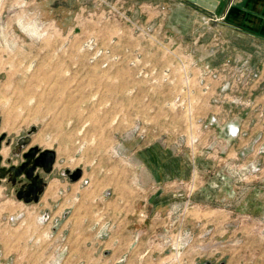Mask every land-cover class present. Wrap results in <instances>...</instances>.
I'll return each instance as SVG.
<instances>
[{
  "label": "rangeland",
  "instance_id": "1",
  "mask_svg": "<svg viewBox=\"0 0 264 264\" xmlns=\"http://www.w3.org/2000/svg\"><path fill=\"white\" fill-rule=\"evenodd\" d=\"M227 12L175 0H0L4 162L36 127L25 150L54 149L64 185L98 192L86 195L92 228L87 247L74 243L78 264H264V47L216 29ZM76 167L83 176L69 184L63 171ZM2 183L0 264H40V248L63 264L75 223L59 229L53 211L45 220L40 201L15 189L5 211Z\"/></svg>",
  "mask_w": 264,
  "mask_h": 264
},
{
  "label": "crops",
  "instance_id": "2",
  "mask_svg": "<svg viewBox=\"0 0 264 264\" xmlns=\"http://www.w3.org/2000/svg\"><path fill=\"white\" fill-rule=\"evenodd\" d=\"M180 3L190 4L192 3L196 7L204 10L206 13H218L225 14L227 11L226 22L219 23V26H214L217 28L221 27L222 31L226 33L234 43L244 46L247 49H254L251 46L261 45L264 47V0H240L236 4L230 7L231 0H175ZM213 27V28H214ZM215 29V28H214ZM228 31V32H227ZM237 124V123H236ZM12 149V148H11ZM1 154H3L1 152ZM4 156V154H3ZM13 163H18L19 160L14 161L11 157ZM56 164V162H55ZM54 164V168L51 173L47 174L46 181L47 185L41 194L40 197V206L44 208L45 220H49L48 211H53L52 214L55 215V222L59 223V229L64 228L66 223L74 222V228H71L69 231H74L75 228L78 227V234H68V242H70V252L66 255L63 264H78V262L73 257V251L75 250L74 243H79L78 247H81V243L89 242L90 236H86L84 233V229L86 232L89 231V228H92V224L87 222L88 219H92V215L89 212L92 210V205L94 203L91 200H86V195H88V199H93L94 195L98 194L96 190H93L92 187L90 189H82L79 190V186H69L64 185L57 177L56 167ZM75 183V182H74ZM70 181L69 184H74ZM2 185V184H1ZM0 185V186H1ZM5 185V184H4ZM7 187V185H5ZM14 185H9L6 191L5 197V211L8 210L11 213L10 204L8 203L11 200L10 195H12ZM65 190L66 195L70 199L73 197L72 202H57L59 200L58 197H61L60 192ZM85 201H77L78 193H83ZM65 194V193H64ZM38 201V202H39ZM2 203V201H0ZM38 202H31L27 204H34ZM8 203V204H7ZM20 209V207H18ZM66 209H71L70 213L65 212ZM83 210V212H81ZM61 211V212H60ZM64 213V217L61 219V214ZM65 231V230H64ZM83 231V232H82ZM67 232V230L65 231ZM41 240L45 238L43 234H40ZM44 241V240H43ZM84 247L85 244H82ZM46 249L40 248V264H50L49 258L51 255H46ZM86 260V259H84ZM87 263V260H86Z\"/></svg>",
  "mask_w": 264,
  "mask_h": 264
},
{
  "label": "water",
  "instance_id": "3",
  "mask_svg": "<svg viewBox=\"0 0 264 264\" xmlns=\"http://www.w3.org/2000/svg\"><path fill=\"white\" fill-rule=\"evenodd\" d=\"M35 130L36 127H32L26 135L17 140L11 149V156L22 157V160L18 164L13 163L8 167L1 165L3 160L1 151L4 144L10 145L11 139L7 137L5 132L0 133V185L2 180L6 178H9L13 185L18 184L19 188L18 191H15V196L26 203L38 202L40 200L41 194L47 185L46 175L52 172L57 159V153L54 149H42L34 145L25 150V147L30 144L31 134ZM236 130L237 126L233 125L232 133L235 134ZM10 161L11 158L8 159V162ZM63 174L70 181L75 182L82 178L83 168H66Z\"/></svg>",
  "mask_w": 264,
  "mask_h": 264
},
{
  "label": "flooded vegetation",
  "instance_id": "4",
  "mask_svg": "<svg viewBox=\"0 0 264 264\" xmlns=\"http://www.w3.org/2000/svg\"><path fill=\"white\" fill-rule=\"evenodd\" d=\"M232 127L233 126H230L229 128L227 127V132H230L232 135H233V133H232ZM236 132H237V130H236ZM3 149V148H2ZM3 156V155H2ZM10 158V157H9ZM8 158V159H9ZM8 159L6 160L7 162L5 163L4 162V157H3V160H2V162H1V165L2 166H6V167H8L9 165H11V164H13V161H12V158H11V161L10 162H8ZM19 163V162H18ZM18 163H14V164H18ZM3 181H5V185H7V187L9 186V185H11L12 184V182L9 180V178H6V179H3ZM1 184H3V183H1ZM13 185V184H12ZM14 188H13V190L15 189V190H17L18 191V184H14V186H13Z\"/></svg>",
  "mask_w": 264,
  "mask_h": 264
},
{
  "label": "built area",
  "instance_id": "5",
  "mask_svg": "<svg viewBox=\"0 0 264 264\" xmlns=\"http://www.w3.org/2000/svg\"><path fill=\"white\" fill-rule=\"evenodd\" d=\"M214 77H216L217 75H213ZM251 76L249 77V80H250ZM200 82H204V79L201 78L200 79ZM205 87H208V85H205ZM195 141H198V138L195 139ZM256 168L260 169V167L256 166Z\"/></svg>",
  "mask_w": 264,
  "mask_h": 264
},
{
  "label": "bare ground",
  "instance_id": "6",
  "mask_svg": "<svg viewBox=\"0 0 264 264\" xmlns=\"http://www.w3.org/2000/svg\"><path fill=\"white\" fill-rule=\"evenodd\" d=\"M6 151H7V150H6V149H4V152H5L4 154H6ZM1 152H2V151H1Z\"/></svg>",
  "mask_w": 264,
  "mask_h": 264
},
{
  "label": "clouds",
  "instance_id": "7",
  "mask_svg": "<svg viewBox=\"0 0 264 264\" xmlns=\"http://www.w3.org/2000/svg\"><path fill=\"white\" fill-rule=\"evenodd\" d=\"M30 36H32L33 34L32 33H29Z\"/></svg>",
  "mask_w": 264,
  "mask_h": 264
}]
</instances>
